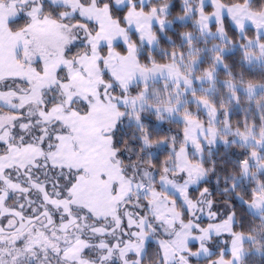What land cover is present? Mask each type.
<instances>
[{
	"label": "snow or ice",
	"instance_id": "obj_1",
	"mask_svg": "<svg viewBox=\"0 0 264 264\" xmlns=\"http://www.w3.org/2000/svg\"><path fill=\"white\" fill-rule=\"evenodd\" d=\"M0 264H264V0H0Z\"/></svg>",
	"mask_w": 264,
	"mask_h": 264
}]
</instances>
